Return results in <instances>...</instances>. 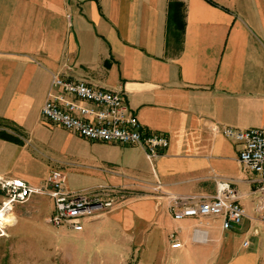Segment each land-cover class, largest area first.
I'll list each match as a JSON object with an SVG mask.
<instances>
[{"label":"crops","instance_id":"1","mask_svg":"<svg viewBox=\"0 0 264 264\" xmlns=\"http://www.w3.org/2000/svg\"><path fill=\"white\" fill-rule=\"evenodd\" d=\"M171 3L183 5L181 35L170 25ZM53 75L123 93L148 132L169 138V149L151 161L142 148L90 142L46 123ZM223 127H264V0H0V131L21 141L0 139V177L41 188L57 165L88 183L81 194L120 190L86 239L119 231L138 234L146 258L264 264L251 249L264 235L261 179L240 163L241 146ZM219 181L240 195L247 214L240 226L174 219V199L210 200ZM197 227L203 243L194 239ZM172 235L182 250L171 248Z\"/></svg>","mask_w":264,"mask_h":264},{"label":"built area","instance_id":"2","mask_svg":"<svg viewBox=\"0 0 264 264\" xmlns=\"http://www.w3.org/2000/svg\"><path fill=\"white\" fill-rule=\"evenodd\" d=\"M42 119L63 130L94 143L139 147L145 150L149 160L161 157L170 147L167 136L148 132L126 103L121 92L99 90L82 80H69L53 75L52 87L42 109ZM227 139L241 146L239 161L261 179L257 190L259 212L264 228V127L259 129H220ZM66 175L53 170L41 188H32L22 180L0 177V190L6 194L3 208L11 214L16 205L27 203L35 195L51 198L54 212L49 224L72 233L85 232V224L110 214L117 206L121 191L114 188L98 189L92 193H69L66 191ZM176 221L184 219H211L222 221V228L231 231L240 226L247 217L240 202L238 191L228 181H219L217 194L210 200L197 197L176 198L170 207ZM1 229V227H0ZM206 233L197 227L194 239L205 241ZM250 243H244L247 248ZM171 248L180 251L184 245L171 236Z\"/></svg>","mask_w":264,"mask_h":264},{"label":"rangeland","instance_id":"3","mask_svg":"<svg viewBox=\"0 0 264 264\" xmlns=\"http://www.w3.org/2000/svg\"><path fill=\"white\" fill-rule=\"evenodd\" d=\"M70 169L53 165L51 171L59 170L66 175L69 193H84L83 188L88 183L73 176L76 171L73 173ZM44 197L48 196H33L27 203L14 207L11 214L16 222L0 229V264H184L183 259L171 261L166 256L146 258L138 234L112 231L86 239L84 236L99 227L109 214L86 223L85 232L81 234L57 229L49 224L51 198L45 200ZM6 199V194L0 190V210ZM263 239V234L254 238L251 248H259L262 257Z\"/></svg>","mask_w":264,"mask_h":264},{"label":"trees","instance_id":"4","mask_svg":"<svg viewBox=\"0 0 264 264\" xmlns=\"http://www.w3.org/2000/svg\"><path fill=\"white\" fill-rule=\"evenodd\" d=\"M183 5L179 3H171L170 4V25H174L175 34L181 35L183 33L184 28V12ZM0 139L21 144V141L18 137L12 136L6 131H0Z\"/></svg>","mask_w":264,"mask_h":264},{"label":"bare ground","instance_id":"5","mask_svg":"<svg viewBox=\"0 0 264 264\" xmlns=\"http://www.w3.org/2000/svg\"><path fill=\"white\" fill-rule=\"evenodd\" d=\"M16 222L15 217L12 214H8L5 211H0V227L3 229L5 225Z\"/></svg>","mask_w":264,"mask_h":264}]
</instances>
